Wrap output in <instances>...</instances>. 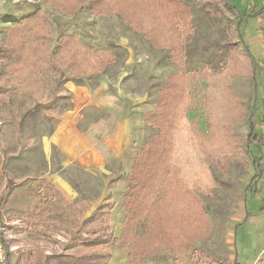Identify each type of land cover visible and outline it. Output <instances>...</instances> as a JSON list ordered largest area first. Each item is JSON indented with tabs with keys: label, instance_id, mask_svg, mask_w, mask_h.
<instances>
[{
	"label": "rangeland",
	"instance_id": "1",
	"mask_svg": "<svg viewBox=\"0 0 264 264\" xmlns=\"http://www.w3.org/2000/svg\"><path fill=\"white\" fill-rule=\"evenodd\" d=\"M72 1L58 0L60 7H56L53 0H0V51L7 41L5 30L40 11L49 17L55 42L62 35L75 33L93 53L109 54L113 60L101 72L79 80H73L64 70L57 78L53 94L43 82L28 86L11 78L0 61V249L4 256L8 251L11 264L15 263L17 250L73 254L76 250L73 239L91 234L78 235L75 228L78 223L62 217L64 203L77 207L80 221L95 215L103 205L112 206L105 217L106 228L118 238V223L121 226L123 223L118 221L119 213L124 211L120 197L130 186L127 180L120 186L119 197L115 195L117 184L125 180L117 174L119 163L134 160L142 144L156 133L143 118L154 110L158 92L176 71L167 50L155 49L151 41L119 21L76 16L85 7L73 15L72 9L78 2ZM180 1L189 14L185 16L187 24L185 21L179 27L186 53L184 74L203 68L218 72L228 58V45L248 53L256 72L254 79L232 77L229 90L239 105L233 110L236 118L225 121L226 126L219 134L207 129L201 102L183 116L165 174L168 191L162 195V210L166 214L160 217L167 237L177 230L187 245L173 254L162 244L139 261L140 264H264V14H259L264 0H228L230 7L221 0H213L209 12L201 8V0ZM53 48L56 49V43ZM98 58L93 54V61ZM126 69L129 84L117 87ZM102 80H107L109 94L119 95L123 100L132 98L135 103H122L119 98L115 104L81 106L77 96L64 88L67 83L95 88ZM143 95L149 97L146 103L136 102ZM122 122H128L130 136L118 134ZM59 127H63L65 138L68 132L90 135L93 147L105 153L100 161L111 162L100 168H82L69 162L68 139L66 142L62 139L60 145L54 142ZM250 130H254L253 136ZM219 137H223L225 153L211 157L209 153ZM8 177L11 184L5 192ZM48 187L56 195H51ZM174 187L176 191L172 194ZM179 187L187 192L181 201ZM181 204L188 206L186 216L183 210H177L183 208ZM114 212H118V219L115 216L113 220ZM153 227L156 229L149 231L151 237L160 232L156 224ZM116 250L119 249L109 248L110 255ZM121 255L126 256L128 264L127 255L123 252Z\"/></svg>",
	"mask_w": 264,
	"mask_h": 264
},
{
	"label": "trees",
	"instance_id": "2",
	"mask_svg": "<svg viewBox=\"0 0 264 264\" xmlns=\"http://www.w3.org/2000/svg\"><path fill=\"white\" fill-rule=\"evenodd\" d=\"M53 1L56 7H60L58 0ZM105 1L73 0L72 2H78L76 6L73 5V15L87 4L92 16H109L113 13L120 15L133 31L151 41L155 49L167 50L171 64L176 67V71L165 80L154 110L144 117L145 124L155 129L156 133L151 140L142 144L134 158L129 176L130 186L123 195L125 217L118 238L106 228L105 217L112 206L103 205L96 210L95 215L80 221L77 207L64 203L62 217L78 223L75 226L78 235L83 232L91 234L85 238L73 239L72 243L76 248L73 254H47L39 249L17 250L14 264H107L111 259L109 248L125 253L130 259L128 264H140L141 257L155 252L162 244L173 254L182 251L187 240L177 230L167 237L160 217L166 214L162 210V195L168 191L165 174L179 125L183 116L192 112L197 102H201L206 112L207 129L219 134L226 126L225 121L236 118L233 110L239 105V101L229 90L232 77H255L256 71L250 55L232 45H228V58L218 72L211 73L204 68L199 72H182L186 53L179 27L185 25L189 14L180 0H132L133 5L128 9L100 6ZM119 1L124 4V0ZM96 3L98 6H95ZM221 3L230 7L228 0H221ZM213 6V0H201L202 9L209 12ZM260 13L264 14V7ZM47 18L49 17L36 11L5 30L7 41L2 45L0 61L7 67L11 78L28 86L43 82L50 94H53L58 84L57 78L64 70L68 71L70 78L79 80L93 72H101L113 62L109 54L102 56L100 51L93 53L92 48L84 44L75 33L62 35L55 42V32ZM262 38L264 44V31ZM55 43L56 49L53 48ZM93 54L99 56L97 62L92 60ZM196 126L193 124L195 129ZM250 126L252 130V125ZM251 130L253 136L254 130ZM222 143L223 137L217 138L214 143L217 144L216 147L213 145L209 153L211 157L224 155ZM10 184L11 179L8 177L5 192L9 191ZM48 190L51 195H56L52 187H48ZM172 190V194H175V187ZM177 192L180 201L187 197L184 189L179 187ZM181 206L183 208L178 207L177 210H183L185 215L187 204ZM155 224L160 232L153 233L151 237L149 231L152 233L156 229L153 227ZM4 264H11L8 251L5 253Z\"/></svg>",
	"mask_w": 264,
	"mask_h": 264
},
{
	"label": "crops",
	"instance_id": "3",
	"mask_svg": "<svg viewBox=\"0 0 264 264\" xmlns=\"http://www.w3.org/2000/svg\"><path fill=\"white\" fill-rule=\"evenodd\" d=\"M129 1V2H128ZM181 2V1H180ZM133 5V1L132 0H124V4L119 0H106L104 3H101L100 6L102 7H109V8H117V7H124L125 9H128V7H132ZM95 6H98V4L96 3ZM82 15H87L89 18H95L98 20H107V21H116V22H121L123 24H125L126 26H128L127 22H125L120 15L118 14H111L109 16H92L90 14V10H89V5L87 4L85 6V9L83 11H80L76 16H81ZM129 27V26H128ZM130 81V74L128 73V70L126 69L125 71V75L123 77H121L119 79V81L117 82L118 85L117 87H121L123 86H127L129 84ZM124 83V84H122ZM71 84V83H70ZM69 83L65 84V89L69 92L72 93L73 95L77 96V102H79V104L81 106H85V105H96L98 107H100L99 105H107V104H115V103H119V98L121 99L122 103H135L134 99H126L123 100V98L119 95H113V94H109V84H107V80H102L99 85L95 86V88H89V86H87V84L84 85H78L75 86L73 84L71 88H69ZM147 87H149V84L147 82ZM148 96H144L142 97V99L140 101H136V102H140V103H146V100L148 99ZM158 99H159V92H158ZM80 110H77V113H79ZM76 114V113H74ZM74 116V115H72ZM144 120V118H143ZM145 123V122H144ZM129 130H130V126L128 125V122H122L120 123L117 132L120 136H130L129 135ZM63 127H59L58 132L54 134V142L57 145H60V141H62V139L66 140L68 139V143L66 144V156H67V160L71 163H74L76 166L78 167H82V168H88V167H101L103 166L107 161L111 162L110 159H104L100 161V158L104 157L105 153H102L103 151L101 150H97L95 147H93V143L94 140H91V137H89L90 135H88L87 133H83V134H79V133H74V132H68L66 134V138L63 136ZM68 136V137H67ZM120 142L122 143V139H120ZM117 141V145L118 143H120ZM133 162L134 160H131L130 162H122L121 164L119 163V169L120 171L117 172L118 176L121 175L124 177L125 180H121V182L119 184H117L116 186V190H115V195L118 196V193L121 194L122 193V188L120 187L123 183H125L128 180L129 183V176L131 173V168L133 166ZM111 164V163H110ZM124 195V194H123ZM123 195H121L120 198H123ZM123 210V209H122ZM120 215V220H118L119 222L124 218V211H121L119 213ZM113 216V220H115V216L118 219V212H114L112 214ZM123 217V218H121ZM118 225H120V233H121V224L118 223ZM119 233V236H120ZM118 236V237H119ZM126 263V256L125 255H121V252L119 250H116L114 253H111V259L109 260V262L107 264H125Z\"/></svg>",
	"mask_w": 264,
	"mask_h": 264
},
{
	"label": "built area",
	"instance_id": "4",
	"mask_svg": "<svg viewBox=\"0 0 264 264\" xmlns=\"http://www.w3.org/2000/svg\"><path fill=\"white\" fill-rule=\"evenodd\" d=\"M5 256L3 254V251L0 249V264H4Z\"/></svg>",
	"mask_w": 264,
	"mask_h": 264
}]
</instances>
